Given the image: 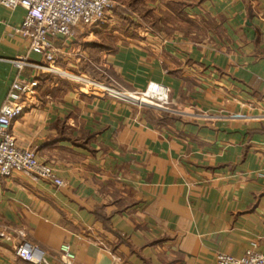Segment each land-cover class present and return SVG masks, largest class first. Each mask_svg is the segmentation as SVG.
Instances as JSON below:
<instances>
[{"label":"crops","instance_id":"1","mask_svg":"<svg viewBox=\"0 0 264 264\" xmlns=\"http://www.w3.org/2000/svg\"><path fill=\"white\" fill-rule=\"evenodd\" d=\"M113 2L106 26L53 40V63L16 32L25 11L0 5V107L31 84L9 132L63 182L0 176V264H34L22 245L40 264L263 251L264 0ZM149 82L166 105L138 104Z\"/></svg>","mask_w":264,"mask_h":264},{"label":"built area","instance_id":"2","mask_svg":"<svg viewBox=\"0 0 264 264\" xmlns=\"http://www.w3.org/2000/svg\"><path fill=\"white\" fill-rule=\"evenodd\" d=\"M7 9L22 8L25 16L16 32L29 42V50L39 55L47 63L55 62L56 49L53 40L65 41L74 29L104 26L107 15L114 7L113 0H0ZM18 67H31L47 71L43 66L14 60ZM31 92V84L14 81L0 107V176L9 178L14 172H22L34 179L51 183L56 188L63 186L55 170L40 161L33 150L18 148L15 138L9 132L11 123L24 114L23 98ZM170 89L164 84L149 82L138 95V104L164 106L168 103ZM254 244L241 258L217 254V264H264V250L254 251ZM16 256L40 264L34 250L26 245L19 246ZM60 255L66 262L74 259L70 246L62 244Z\"/></svg>","mask_w":264,"mask_h":264},{"label":"rangeland","instance_id":"3","mask_svg":"<svg viewBox=\"0 0 264 264\" xmlns=\"http://www.w3.org/2000/svg\"><path fill=\"white\" fill-rule=\"evenodd\" d=\"M104 26H106V25H104ZM104 26H102V27H104Z\"/></svg>","mask_w":264,"mask_h":264}]
</instances>
